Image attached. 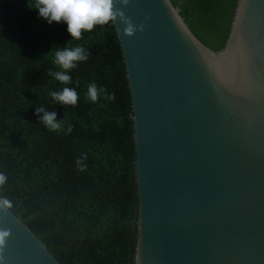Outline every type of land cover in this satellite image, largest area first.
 I'll list each match as a JSON object with an SVG mask.
<instances>
[{
    "label": "water",
    "instance_id": "water-1",
    "mask_svg": "<svg viewBox=\"0 0 264 264\" xmlns=\"http://www.w3.org/2000/svg\"><path fill=\"white\" fill-rule=\"evenodd\" d=\"M136 197L132 264H264V0L205 45L168 0L117 5ZM148 18L147 20L145 18ZM4 264H58L9 210Z\"/></svg>",
    "mask_w": 264,
    "mask_h": 264
},
{
    "label": "trees",
    "instance_id": "trees-1",
    "mask_svg": "<svg viewBox=\"0 0 264 264\" xmlns=\"http://www.w3.org/2000/svg\"><path fill=\"white\" fill-rule=\"evenodd\" d=\"M168 1L205 45L217 41L230 0ZM30 2L0 0V172L7 176L0 197L13 202L8 210L58 264H132L130 101L113 28L110 22L95 26L75 40L65 23L49 24ZM69 42L84 47L89 58L71 70L72 82L64 85L47 72L59 70L54 52ZM91 83L115 99L101 93L91 102ZM64 87L77 91L75 106L49 95ZM40 106L56 112L61 130L40 122Z\"/></svg>",
    "mask_w": 264,
    "mask_h": 264
},
{
    "label": "clouds",
    "instance_id": "clouds-1",
    "mask_svg": "<svg viewBox=\"0 0 264 264\" xmlns=\"http://www.w3.org/2000/svg\"><path fill=\"white\" fill-rule=\"evenodd\" d=\"M130 2L131 0H34V3H29V8L37 10L39 16L49 24L52 22L65 23L68 33L75 40L82 38V32H91L95 26H105L109 22H116L117 20L125 26L123 34L131 37L137 31L143 32L145 25L144 23L135 24L130 17L125 15L122 8L117 7V5L128 6ZM69 44L70 42L63 48L57 47L54 52V63L59 70L52 71L49 68L47 72L48 76L54 77L55 80L64 85L72 82L71 70L75 69L78 63L87 61L89 58V53L84 47L69 46ZM101 93L104 94L105 99L110 101L115 99L114 93L108 94L103 88L98 89L95 83L89 84L87 99L91 102H97ZM49 95L61 105L75 106L79 98L75 88L71 87L51 91ZM36 113L40 117V122L50 131L62 129L63 120L57 119L55 111H49L40 106L36 108ZM67 132H72L71 125H68ZM84 159H86L85 156L78 159L77 165H82ZM80 171H84V167H80ZM6 182V174L0 172V187H3ZM12 207L13 202L9 198L0 197V221L6 216L7 210ZM10 236L11 229L0 226V264L5 262L4 250Z\"/></svg>",
    "mask_w": 264,
    "mask_h": 264
}]
</instances>
